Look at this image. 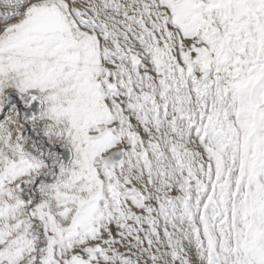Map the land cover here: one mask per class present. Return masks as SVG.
<instances>
[{
    "label": "snow or ice",
    "instance_id": "6c2138e0",
    "mask_svg": "<svg viewBox=\"0 0 264 264\" xmlns=\"http://www.w3.org/2000/svg\"><path fill=\"white\" fill-rule=\"evenodd\" d=\"M0 264H264V0H0Z\"/></svg>",
    "mask_w": 264,
    "mask_h": 264
}]
</instances>
